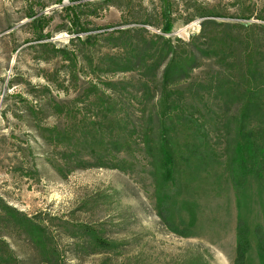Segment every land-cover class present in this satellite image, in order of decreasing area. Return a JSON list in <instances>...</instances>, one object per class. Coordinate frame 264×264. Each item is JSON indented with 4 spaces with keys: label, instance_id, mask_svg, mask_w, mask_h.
Wrapping results in <instances>:
<instances>
[{
    "label": "rangeland",
    "instance_id": "rangeland-1",
    "mask_svg": "<svg viewBox=\"0 0 264 264\" xmlns=\"http://www.w3.org/2000/svg\"><path fill=\"white\" fill-rule=\"evenodd\" d=\"M40 1L41 13L51 17L45 29L51 37L43 40L50 44L41 48L24 17L25 0H0L2 264H264V165L260 176L234 180L227 162L234 122L211 95L201 112L189 108L199 118L180 120L171 135L172 173L163 178L151 149L158 139L151 114L157 88L152 84L138 104L141 73L106 70L107 57L126 54L116 31L147 30L130 34L134 46L140 37L160 35L151 5L112 0L89 19L91 40L70 43L73 35L60 29L69 28L61 5ZM263 1L171 0L172 32L165 36L186 42L204 12L220 14L216 22L250 15L248 22L264 25L254 19ZM144 17L151 25H140ZM255 37L264 49V32ZM215 68L203 60L191 79ZM104 97L111 107L100 114L96 105ZM3 205L39 226L45 240H34Z\"/></svg>",
    "mask_w": 264,
    "mask_h": 264
},
{
    "label": "trees",
    "instance_id": "trees-1",
    "mask_svg": "<svg viewBox=\"0 0 264 264\" xmlns=\"http://www.w3.org/2000/svg\"><path fill=\"white\" fill-rule=\"evenodd\" d=\"M25 2L28 6L24 17L29 19L33 41L39 42L40 48L46 47L50 43L43 40L51 37L50 32L45 30L51 17L41 13L46 6L40 0H25ZM67 2L68 5H63L62 0H53L52 4L61 5L60 11L69 28H65L63 24L60 29L73 35V38L68 40L70 43L73 40L89 42L94 31L89 27L91 24L89 19L96 16L99 10L105 9L108 4L113 5L112 0L94 2L67 0ZM146 2L151 5L152 16L159 23L160 35L151 34L148 39L140 37L141 44L134 46L129 41L130 34H145L147 30L139 27L116 31L117 40L125 48L126 54L119 58L107 57L109 60L106 70L141 73L138 78L141 88L138 90L142 99H135L140 101L138 104H145L147 94L150 97L152 84L157 88V98L153 103L151 114L158 121L156 129L158 139L151 149L156 159L158 174L164 178L172 173L175 162L173 159L177 151L171 135L176 132L180 120H197L199 115H194L189 108L196 107L197 111L201 112L203 110L201 108L207 106V98L211 95L212 101L223 109L222 117L232 120L235 125V134L230 140L233 145L227 159L234 180L237 177L243 178L247 174L260 176L259 172L264 165V68L262 67L264 49L258 46L255 33L264 32V25L248 22L250 15L234 18L238 21L216 22L215 19L220 18V14L204 12L199 16L201 20L198 23L197 34L184 42L172 36H165L172 32L171 0H146ZM34 6L37 11L33 10ZM262 7L261 11L254 14V19L259 22H264V1ZM140 25H151V20L144 17ZM79 34L83 35L81 39L78 37ZM56 52L66 57L65 49L56 48ZM203 60H213L216 68L211 69L207 77H204L207 74L205 72L202 76L191 79V72L198 68ZM159 69V76L156 79ZM104 84L110 86L113 82L106 81ZM122 90L121 96L127 103L130 102L127 89L122 87ZM233 106L235 111L228 112ZM96 107L100 114H105L109 112L111 105L104 97L99 98ZM60 111L65 113L66 107L60 108ZM252 122L256 125L249 127ZM226 124L228 125V122ZM143 136L147 146L149 144L147 130L143 132ZM3 209L27 232L30 229V236L38 243L45 240L43 230L23 213L9 205H3ZM94 241L99 243L98 240ZM6 261V256H0V264Z\"/></svg>",
    "mask_w": 264,
    "mask_h": 264
},
{
    "label": "crops",
    "instance_id": "crops-1",
    "mask_svg": "<svg viewBox=\"0 0 264 264\" xmlns=\"http://www.w3.org/2000/svg\"><path fill=\"white\" fill-rule=\"evenodd\" d=\"M235 239V238H234Z\"/></svg>",
    "mask_w": 264,
    "mask_h": 264
}]
</instances>
